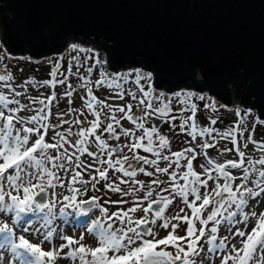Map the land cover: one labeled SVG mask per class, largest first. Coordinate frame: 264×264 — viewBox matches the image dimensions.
<instances>
[{
    "label": "snow or ice",
    "instance_id": "snow-or-ice-1",
    "mask_svg": "<svg viewBox=\"0 0 264 264\" xmlns=\"http://www.w3.org/2000/svg\"><path fill=\"white\" fill-rule=\"evenodd\" d=\"M70 47L78 53L94 51L75 43ZM96 55L95 64H102ZM3 59L0 56V61ZM72 61L77 63L73 75L79 76V55ZM4 69L0 73V264H58L60 260L71 264H264V211H244L253 201V208L264 206L258 199L264 195V140L254 139L251 131L244 138L247 129L239 110L235 126L223 132L210 126L200 128L196 121L198 106L192 98L204 100L203 95L190 91L172 96L156 94L150 86L152 74L138 68L111 76L101 70L93 82V69L88 67L89 75L81 77L82 108L63 111L58 107L59 99L67 98L71 104L75 89L66 75L57 78L59 62L52 68V79L39 82L29 78L15 84L7 65ZM129 80L136 89L125 90ZM141 81L149 86L145 88ZM29 85L67 87L58 98L56 91L44 97L29 96ZM104 85L118 89L111 99L123 101L127 95L135 103L100 99L93 89ZM173 98L181 105L179 116L170 115ZM133 107L143 115L137 116ZM204 108L217 110L214 101ZM86 112L93 119L89 120ZM70 114L74 118L65 119ZM150 114L166 118L165 122L173 129L179 127L192 141L199 137L203 142L172 151L167 135L156 126L145 127L144 118ZM178 119L179 125L172 123ZM217 119L209 117L210 125H216ZM122 120L134 128H124ZM121 136L124 143H120ZM217 137L233 146L219 151L222 160L213 159L207 151L217 146ZM109 140L117 143L110 144ZM249 144L253 145L251 151ZM139 149L150 155H141ZM252 152L261 155L256 158ZM225 153L234 154V158H226ZM84 156L88 159L81 158ZM198 156L205 158L199 165L202 171L194 167ZM138 174L157 178L145 182L137 178ZM101 182L119 196L117 200H105V204L116 206L115 211L98 203L100 198L96 196L77 199L89 189L99 191ZM58 188L69 194L56 191ZM42 195L44 201L38 199ZM178 198L183 206L166 214ZM61 200L67 202L59 208L61 214L74 207L87 215L92 208L82 205L89 203L99 209L103 219H93L87 226L96 241L94 246L83 242V232L76 237L48 227ZM37 212L44 214L39 227L28 216ZM117 222L122 226L114 227ZM222 225L227 233L223 237L219 235ZM160 230L166 235L161 236Z\"/></svg>",
    "mask_w": 264,
    "mask_h": 264
},
{
    "label": "water",
    "instance_id": "water-1",
    "mask_svg": "<svg viewBox=\"0 0 264 264\" xmlns=\"http://www.w3.org/2000/svg\"><path fill=\"white\" fill-rule=\"evenodd\" d=\"M68 37L102 47L110 71L143 62L154 89L205 88L264 119V0H0L5 54H56Z\"/></svg>",
    "mask_w": 264,
    "mask_h": 264
},
{
    "label": "rangeland",
    "instance_id": "rangeland-1",
    "mask_svg": "<svg viewBox=\"0 0 264 264\" xmlns=\"http://www.w3.org/2000/svg\"><path fill=\"white\" fill-rule=\"evenodd\" d=\"M67 40H68L67 46H65L59 53L49 54L47 56H41V57H38L36 59L30 58L27 53H23L22 56H18V55L11 56L9 54H5L3 48L0 45V56L4 57V59L2 61H0V73L5 72L4 65H7V70H10L15 77V82H14L15 84H22L24 81L28 80L29 78H34L35 81L39 82V81H43V80H47V79H52V77L50 76L52 68L57 62H59L60 69H59L57 78L60 79L66 75L68 77V83L71 84L73 89H75V91L73 92V97H72L73 102L71 104L68 103L67 98L59 99L58 107L60 110H63V111H66L69 107L75 108V109L82 108L83 101L80 99V97L82 95H84V89L81 87V84L83 83V81L81 80V77L85 76V75H89L87 72L88 67H92V69H93L91 74H90V79L93 82L99 78V74H100L101 70H103L104 72L109 74V76H111L112 74H116V73L129 72V71H131L133 69H137V68L141 69L143 72H148V73L152 74L150 69L140 68L139 65H143V62H139V65H127V66H123L122 69H121V67H119L120 69L117 68V69H115V71H110L109 69H107V60L104 61L105 50L102 47H95L93 52L78 53L77 51H73L70 46L75 43V44H78L82 47V45L80 44V39H78V43H77V39L73 40L72 37H68ZM87 45H88V39L86 41V45H83V47L88 48ZM96 54H98V59L103 62L100 65L95 64V60L97 59ZM77 55H79V57H80L79 64L81 65L79 67V73H80L79 76L73 75V73H75L77 71V63L75 61H72V57L77 56ZM86 56L91 57V58L86 60L85 59ZM70 61H71V63H70ZM69 68L71 69V71H67V69H69ZM196 77L200 78L201 75L196 74ZM121 83H123V82L121 81ZM141 83L145 85V88H147L149 86L148 82H146V81H141ZM187 83L190 84L189 82H187ZM230 84H231V82L228 84V86H230ZM150 86L152 87L151 83H150ZM66 87H67L66 85L65 86L57 85L55 88H52L51 86L33 88L31 85H29L27 95H29V96L39 95L41 97H44V96L50 95V93L52 91H56L57 96L59 98L63 95V92H64ZM136 87L137 86L134 84V82L132 80H129V82L127 84H124L125 90H127L129 88L136 89ZM160 87H161L160 89H154L153 87L152 88L155 90L156 94L163 92L166 94V96H172V94L175 92H181V91L188 92V91H190V92L196 93L197 96L203 95L205 97L204 100H199L196 97L192 98V102L196 103L198 106L196 121H197V124L200 128L210 126V127H215L220 132H223L224 130L235 126V122L238 119V117L236 116V112H237V110H239L241 112L242 116L244 117L243 126H244V128L247 129V131H245V133H244V138L246 139L248 133L251 131L254 139L264 140V123H260V121H264V119L256 117L255 108L253 106H251L249 109L248 108L249 103H246L245 107H242L241 105L237 106L235 103H231L230 105L225 106L220 102L218 97L214 98L215 94H213L211 92H209L207 94V90L205 88L200 90V92H199V91H195L194 89H191V88H183V86L180 85L178 87H175V88L169 90V92H166L163 90L164 85H161ZM232 87H233V84H231L230 88H232ZM240 89H241V87H240ZM93 91H94V94L97 97H99L100 99H108L109 103H117V104H124L127 102H132L133 104L135 103V102L131 101V98L127 95L125 96L123 101H120L118 99H111V98H114L116 96L117 91H118V89H116L115 85H113L111 88H109L107 85H104L98 89L94 88ZM210 101L215 102V105L217 108V110L215 112H213L211 109L204 108V105L209 103ZM21 102L23 103L26 101L24 99H22ZM54 104H55V102H54ZM154 107H155V105H154ZM179 107H181V105L177 104L176 99L173 98V102H172L173 112L170 113V115L179 116V112L177 111V109ZM55 111H56V108L53 107V112L55 113ZM133 112L137 116L143 115V113L138 111L135 107H133ZM245 113H247V115H244ZM189 114L190 113H187V112L185 113V115H189ZM85 115L87 116V118L89 120L93 119V117L90 113L86 112ZM150 115L145 117L144 121H143L145 123V127H148V128H150ZM157 115H159V114H157ZM209 117L218 118L216 125H210ZM73 118H74V116L72 114H70L68 117H65V119H73ZM81 119H83V117H81ZM102 119H103V117H102ZM53 120L55 122V117H53ZM165 120H166V118H164L163 122L159 125L158 128H159V131L161 134L167 135L169 137V139L171 141V150L172 151L180 150L182 147L196 146L197 143L203 142L202 139L199 137L197 138V141H192L191 137L188 136L187 133L180 132L179 127L173 129L171 127V124L168 122H165ZM172 123L179 125L180 120L178 119L176 121H173ZM121 124L123 125L124 128H134V125H132L127 120H122ZM64 127H68V125H65ZM72 127L75 129V125H73ZM117 131L119 132L120 129H117ZM137 134H139V132ZM107 135L108 134L105 133V137H107ZM213 135H216V134L214 133ZM186 141L190 142V143H186ZM108 142L110 144H116L117 143V141H114V140H109ZM124 142H125V138L123 136H121L120 143H124ZM242 142L243 141H241V143ZM226 147L232 148L233 146L230 143V141L221 140V139H219V137H217V146L210 148L207 151L209 153V156L212 157L213 159L222 160L223 158L220 157L219 151L221 149L226 148ZM252 148H253V145L249 144V151H251ZM138 151L140 152L141 155H150V154L144 153L142 149H139ZM197 151H199V149H197ZM125 153L127 154V150H125ZM251 154L256 158H258L259 155H261V153H259V152H252ZM225 157L226 158H234V154L225 153ZM81 158L85 159V160L88 159L86 156L81 157ZM204 162H205V158L203 156L197 157V159L194 161V167L196 168L197 171H202V169L199 168V165L201 163H204ZM161 166H163V164ZM149 170H152V169L149 168ZM109 175L112 176L111 170L109 172ZM116 175H121V174L117 173ZM137 178L140 180H143L145 182H149L151 179H155L157 177L156 176L147 177L143 174H138ZM160 178L166 179V177H163V176H161ZM97 187H98L99 191H93V190L89 189V191L85 195L78 196L77 199L78 200H88L90 197L96 196V197L100 198L98 203L103 204L105 207H108L110 211H115L116 206L110 205V204H105V200L109 199V198L111 200H117L119 198L118 194H113L110 191H108L107 189H105L103 186V182H101V184H99ZM162 187H166V185H162ZM50 191L48 193L49 196H50ZM56 191H58V192L63 191L65 195L69 194L66 190H62L59 188L56 189ZM163 194L164 193H162V195ZM258 199L261 201H264V195H262L261 197H258ZM66 203L67 202L61 200L60 203L57 204V207L54 210L55 215L53 217H51L52 223L48 227L55 228L57 231H62L65 235H74L76 237H78L80 235V233L83 232L85 235V239L83 242L85 244L94 246L96 241L93 238V236L88 234L87 226L90 225L91 220H93V219H96V218L103 219V217H101V213H100L99 209L91 207L92 210L90 212H88L87 215H84V214L80 213L78 208L68 207L65 209V212L63 214H61L59 212V208L63 204H66ZM253 203H255V202L254 201L250 202L249 207L245 208L244 211H250V210H255L257 212L264 211V206L257 204L253 208L252 207ZM180 206H183V205L178 198L176 201L173 202V205L169 207L166 214H171L175 211H178V208ZM208 211H211V207H209ZM233 211H238V210L233 209ZM206 214L207 213H205V215ZM239 214L240 213L238 212V215ZM9 215H11V214H9ZM137 215H142V213H138ZM28 216L31 217L36 222L34 224L35 227H39L40 224H42L44 222L43 221V216H44L43 213L37 212L35 214H28ZM25 218H27V217H25ZM116 226H122V225H119L117 222V224H115L114 227H116ZM181 227H184V225L182 224ZM209 227H211V222L209 223ZM246 230H250V229H246ZM19 234L20 233H17V235H19ZM180 234L183 235L184 233L181 231ZM226 234L227 233L225 232V228L222 225L220 228L219 235L221 237H223ZM25 235L28 239L32 240V242H35L33 237L28 236V234H26V233H25ZM160 235L164 236V235H166V232H164L163 230H160ZM45 250H48L47 246H45ZM65 251H67V249H65ZM58 264H71V261L60 260L58 262Z\"/></svg>",
    "mask_w": 264,
    "mask_h": 264
},
{
    "label": "trees",
    "instance_id": "trees-1",
    "mask_svg": "<svg viewBox=\"0 0 264 264\" xmlns=\"http://www.w3.org/2000/svg\"><path fill=\"white\" fill-rule=\"evenodd\" d=\"M187 82H189V81H187ZM190 83V82H189ZM233 88V87H232ZM241 90V89H240ZM243 92V89L241 90V93Z\"/></svg>",
    "mask_w": 264,
    "mask_h": 264
}]
</instances>
